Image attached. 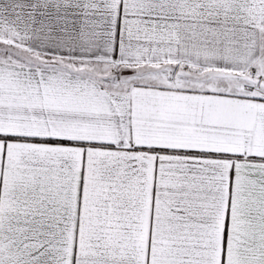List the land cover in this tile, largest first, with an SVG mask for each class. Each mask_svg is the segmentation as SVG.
I'll use <instances>...</instances> for the list:
<instances>
[{"label":"snow or ice","instance_id":"snow-or-ice-1","mask_svg":"<svg viewBox=\"0 0 264 264\" xmlns=\"http://www.w3.org/2000/svg\"><path fill=\"white\" fill-rule=\"evenodd\" d=\"M0 264H264V0H0Z\"/></svg>","mask_w":264,"mask_h":264}]
</instances>
